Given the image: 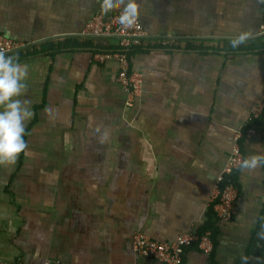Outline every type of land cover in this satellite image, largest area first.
<instances>
[{
    "label": "crops",
    "instance_id": "1",
    "mask_svg": "<svg viewBox=\"0 0 264 264\" xmlns=\"http://www.w3.org/2000/svg\"><path fill=\"white\" fill-rule=\"evenodd\" d=\"M125 3L0 0L34 113L27 148L0 165V262L162 264L134 253L135 233L173 243L210 224L214 251L187 248L182 264H264V164L235 174L230 221L211 203L235 132L264 103V0H137L149 44L130 54L144 76L132 109L117 64L93 60L102 42L80 37ZM241 149L264 156L262 126Z\"/></svg>",
    "mask_w": 264,
    "mask_h": 264
},
{
    "label": "built area",
    "instance_id": "2",
    "mask_svg": "<svg viewBox=\"0 0 264 264\" xmlns=\"http://www.w3.org/2000/svg\"><path fill=\"white\" fill-rule=\"evenodd\" d=\"M123 11V10H122ZM122 11L99 12L86 25L80 34L81 38L101 41L93 52V60L97 64L114 61L118 66L117 83L126 94L125 106L130 108L141 95L144 76L132 70L130 54L136 49H146L149 44V34L136 17L131 25H122L119 17ZM263 21L259 31L264 33ZM26 48L24 44L15 42L0 34V52L14 56ZM264 111V103L254 107L250 112L248 124L260 118ZM246 125V126H247ZM255 133V127L243 128L235 132L231 153L227 162L217 177L216 186L211 199L215 215L221 221H230L239 194V188L234 180L243 161L241 142L245 137ZM196 247L203 254H211L215 245L211 233L203 234L187 232L178 237L173 243H161L152 240L147 235L137 232L133 238V251L140 257L158 261L162 264H182L187 248ZM0 264H25L21 261ZM49 264V263H45Z\"/></svg>",
    "mask_w": 264,
    "mask_h": 264
},
{
    "label": "clouds",
    "instance_id": "3",
    "mask_svg": "<svg viewBox=\"0 0 264 264\" xmlns=\"http://www.w3.org/2000/svg\"><path fill=\"white\" fill-rule=\"evenodd\" d=\"M118 0H104V8H113ZM138 14L137 0H126L119 17L122 25L134 23ZM248 38L247 33H241L232 40V47H237ZM27 76L14 57L0 52V165H12L19 154L27 148L25 140L26 123L34 113L29 102L20 99L25 90L23 82ZM99 131V130H98ZM105 137L107 133H104ZM264 164V156L252 155L245 158L241 169H255Z\"/></svg>",
    "mask_w": 264,
    "mask_h": 264
},
{
    "label": "trees",
    "instance_id": "4",
    "mask_svg": "<svg viewBox=\"0 0 264 264\" xmlns=\"http://www.w3.org/2000/svg\"><path fill=\"white\" fill-rule=\"evenodd\" d=\"M260 125V126H262V128L264 129V111H263V113H262V115L260 116V118L259 119H257V120H253V122L252 123H250V124H248L247 126H245V128H249V127H255L256 125ZM213 209V208H212ZM212 213H213V215H214V217H216V215H215V212L212 210ZM210 224H209V226H207L201 233H199V234H203V233H206V232H210V230H211V228H210Z\"/></svg>",
    "mask_w": 264,
    "mask_h": 264
},
{
    "label": "rangeland",
    "instance_id": "5",
    "mask_svg": "<svg viewBox=\"0 0 264 264\" xmlns=\"http://www.w3.org/2000/svg\"><path fill=\"white\" fill-rule=\"evenodd\" d=\"M137 101V100H136ZM135 104V103H134ZM134 107V106H133ZM133 107H130L129 109H132ZM128 108V107H127Z\"/></svg>",
    "mask_w": 264,
    "mask_h": 264
},
{
    "label": "flooded vegetation",
    "instance_id": "6",
    "mask_svg": "<svg viewBox=\"0 0 264 264\" xmlns=\"http://www.w3.org/2000/svg\"><path fill=\"white\" fill-rule=\"evenodd\" d=\"M263 10V9H262Z\"/></svg>",
    "mask_w": 264,
    "mask_h": 264
}]
</instances>
